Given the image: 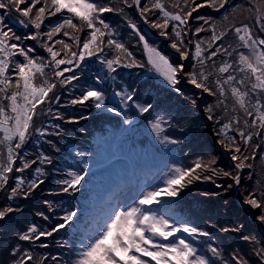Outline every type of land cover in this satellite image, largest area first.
<instances>
[{
    "label": "snow or ice",
    "instance_id": "6c2138e0",
    "mask_svg": "<svg viewBox=\"0 0 264 264\" xmlns=\"http://www.w3.org/2000/svg\"><path fill=\"white\" fill-rule=\"evenodd\" d=\"M257 159L264 0H0V264H264Z\"/></svg>",
    "mask_w": 264,
    "mask_h": 264
},
{
    "label": "rangeland",
    "instance_id": "374dc122",
    "mask_svg": "<svg viewBox=\"0 0 264 264\" xmlns=\"http://www.w3.org/2000/svg\"><path fill=\"white\" fill-rule=\"evenodd\" d=\"M100 123L102 124L103 131L104 132L103 133H100L98 130H95V132L93 133V135L89 136V139H96V138H100V137H103V136L107 135V133H108V127L109 126L106 123H102V122H100ZM94 124H99V121H94L93 122V125ZM88 126L89 125L87 124V127ZM213 139H214V137H213ZM186 163H187V161H186ZM256 167H257V170L258 171L261 170V169H264V165H262L261 162L258 159L256 161ZM193 197H196V199H193ZM198 199H202V198H200L198 196V194L196 193V191L194 190L192 193H189L188 196L186 197V206L197 207L198 206V204H197V200ZM26 216L28 218H30L32 216V214L29 213V214H26ZM14 222H16V221H14ZM2 223L3 222H0V224H2ZM16 223H18V222H16ZM26 223H27L26 220L23 221V224H21L20 227H22V229L25 228L26 227ZM5 233H7V232H5ZM0 237L3 238L4 235L0 233ZM41 251H44V250H41Z\"/></svg>",
    "mask_w": 264,
    "mask_h": 264
},
{
    "label": "trees",
    "instance_id": "16d2710c",
    "mask_svg": "<svg viewBox=\"0 0 264 264\" xmlns=\"http://www.w3.org/2000/svg\"><path fill=\"white\" fill-rule=\"evenodd\" d=\"M26 214H29V213H26ZM28 219H31V217ZM23 221H25L24 218H21L19 221H16L18 223L13 221L12 224L10 225L8 231H7L8 234L5 233L6 231L3 228H0V233L4 235L3 238L0 237V242H3L9 238V235L11 234V229H22V227H20V226H21V224H23Z\"/></svg>",
    "mask_w": 264,
    "mask_h": 264
},
{
    "label": "water",
    "instance_id": "95a60500",
    "mask_svg": "<svg viewBox=\"0 0 264 264\" xmlns=\"http://www.w3.org/2000/svg\"><path fill=\"white\" fill-rule=\"evenodd\" d=\"M145 30H147V29H145Z\"/></svg>",
    "mask_w": 264,
    "mask_h": 264
}]
</instances>
